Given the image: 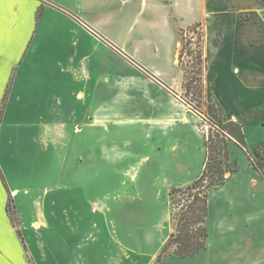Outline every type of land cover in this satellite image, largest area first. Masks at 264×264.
<instances>
[{
  "label": "crops",
  "instance_id": "crops-1",
  "mask_svg": "<svg viewBox=\"0 0 264 264\" xmlns=\"http://www.w3.org/2000/svg\"><path fill=\"white\" fill-rule=\"evenodd\" d=\"M216 2L0 0V106L13 78L0 120V170L6 182L5 185L0 176V264H168L169 261L261 264L256 250L253 249L250 260L249 255L242 253L237 231L239 223L230 222L226 216L241 203L232 198L220 201L218 234L215 238L212 233L209 235L205 250L191 258L168 255L158 261L168 237L157 242L156 231L155 236L150 235L152 227L138 221H152V226L168 218L171 221L167 204L158 217V211L152 206L146 208L144 202L138 203L134 198L119 200L117 217H121L124 231L113 238L110 235L105 238L104 234L90 238L84 230V215L79 213L73 217V205L67 204L70 201L61 195L55 197V186L48 181L45 180L43 186L38 182L40 159L49 150H53V157L62 154L64 170L78 174L80 179L87 174L89 159L93 160V168L103 169L105 134L108 133L104 113H120V105L131 102L127 98L133 85L142 79L137 68L147 73L146 89L151 94L157 92L167 98V90L176 95L185 90L184 70L179 61L180 29L187 30L202 23L206 31L205 22L213 21L217 14L232 11L251 13L256 10L264 23V5L258 7V0L252 8L231 9L226 2L221 6ZM118 9L119 19L124 18V21L110 14ZM251 31L253 36L243 42L250 46L252 41L255 42L252 48H264V24ZM226 38L227 34L224 40ZM231 40L233 46L243 44ZM222 44L224 42L219 43ZM105 53L112 57L117 54L119 58L122 54L130 71L120 70L111 60L105 61ZM247 70L251 71L242 69L243 75L247 76ZM225 72L233 76V67L227 66ZM263 88L256 97L244 99V105L251 111L231 118L241 121L246 134L245 118L254 116L259 122L264 121V108L256 106L264 101ZM157 110L160 113L156 120L161 124L166 122L162 119L167 115L166 105H159ZM232 114L235 116L236 111ZM125 124L121 121L116 124L118 134L123 127H129ZM176 124L175 129L182 126ZM88 133L94 136L91 150L87 145ZM115 134L113 132L112 137L117 140ZM157 137L152 140L162 145L166 143L167 128L160 130ZM263 141L260 140V145ZM259 143L248 149L254 152ZM178 149L174 144L168 153L176 156L175 165L185 171L187 168L180 160ZM248 164V169L255 172L249 161ZM160 165L163 168V164ZM116 168L119 175L127 172ZM164 169L168 171V163ZM239 175L236 173L215 193L224 195ZM195 180L181 179L177 187H186ZM9 200L15 205L16 225L7 210Z\"/></svg>",
  "mask_w": 264,
  "mask_h": 264
},
{
  "label": "rangeland",
  "instance_id": "rangeland-1",
  "mask_svg": "<svg viewBox=\"0 0 264 264\" xmlns=\"http://www.w3.org/2000/svg\"><path fill=\"white\" fill-rule=\"evenodd\" d=\"M216 1L218 6L226 2L229 9L255 6V0ZM261 5H264V0H258L257 6ZM119 12L118 9V12L114 11L110 14L113 13L116 19H119ZM41 15L42 13L39 17ZM119 21H124V18ZM263 24L261 15L256 10L251 13L232 11L227 14H217L213 21L205 22L206 41L203 50L206 64L202 73L198 75L201 79L190 85L188 93L184 90L176 95L167 90V98L157 92L151 94L146 89L149 84L145 80L148 76L147 73L137 68L136 72L142 79L136 80L133 85L135 87L127 98L131 102L121 104L120 113L115 112V116H112L115 114L113 112L106 111L104 113L107 124L105 130L108 133L105 134L103 169L93 168L91 166L93 160L89 159L87 174L80 179L78 174L75 176L64 170L62 154L57 153L53 157V150H49L45 152L47 157L42 156L40 159L39 185L43 186L45 180L48 181L55 186V197L61 195L70 201L67 204L73 205L71 212L73 217L79 213L84 215V230L88 232L89 236L91 235L90 238L92 236L102 237V234L105 238H108V235L112 238L116 235L120 236L124 229L123 223L120 221L121 217H117L116 204L122 199L134 198L138 203L144 202L147 204L146 208L152 206L157 210L158 217H160L166 209V204L169 209V192L173 187H177L179 180L197 179L204 169L203 135L205 132H209V123L206 122L208 118L217 123L219 118L235 119L241 112L245 115L251 110L244 105V99L256 97L264 87L262 85L264 81V48L257 46L252 48L255 45V42L252 41L250 46L243 42L246 37L253 36L251 30ZM225 34H227L226 40H224ZM191 37L193 45H186L183 57L179 58L180 66L184 70V86L186 79L189 80L194 75L193 67L197 66L195 58L198 50L197 36L188 33L187 39L190 40ZM231 39L236 44L240 42L243 44L233 46ZM223 42L224 44L219 45ZM186 48L187 50L192 48L193 53L188 55ZM120 56L119 58L115 54L112 57L105 53L104 59L105 61L111 60L114 66L120 70L130 71L125 64L126 58L122 54ZM227 66L233 67V76L226 74ZM245 68L251 69V71H246L249 72L247 76L243 75L242 69ZM164 104L167 108V115L162 119L167 121L161 124L156 120L159 119L160 113L157 109L159 105L163 106ZM256 106L263 109L264 101ZM251 107L254 110L253 106ZM235 111L234 116L232 113ZM257 119L251 116L245 118L244 121L249 149L255 148L260 140L264 139V121L259 122ZM120 121L126 122L125 126L129 125V127H123L121 133L118 134L116 124ZM176 122L182 126L175 129ZM165 128L168 130L167 142L162 145L158 141H153L152 138H158L160 130ZM113 132L116 133L117 140L112 137ZM90 137L91 134L88 133L86 139L89 150L94 145V136ZM174 144L179 147L180 160L187 168L185 171L175 165L176 156H171L168 153ZM228 145L233 154L232 159L239 161L240 175L229 184L224 195L215 193V191L211 193L207 218L209 235L212 233L215 238L218 234L220 201L226 197L240 201L236 210L229 211L226 216L230 222L239 223L237 231L240 235L242 253L249 255L250 260L254 249L260 256V263L264 264V181L255 169V172L248 169L250 166L244 152L235 143L229 142ZM254 158L257 163L260 161L257 156ZM71 162L74 161L71 160ZM161 163L163 168H161ZM165 163H168V171L164 169ZM116 166L123 172H127L119 175V169ZM46 176L47 178L44 179ZM64 186H66V190ZM10 205V215L16 216L15 205L13 202ZM151 222L149 220L138 221L139 224L147 223L148 227H152L150 235H154L156 231L157 242L165 240L174 232L170 218L167 221L158 222L154 226ZM140 229H143V226H140ZM234 236L235 234L230 237V240ZM168 264L178 263L169 261Z\"/></svg>",
  "mask_w": 264,
  "mask_h": 264
},
{
  "label": "trees",
  "instance_id": "trees-1",
  "mask_svg": "<svg viewBox=\"0 0 264 264\" xmlns=\"http://www.w3.org/2000/svg\"><path fill=\"white\" fill-rule=\"evenodd\" d=\"M188 33L197 36L196 60L197 66L193 67L194 75L185 82L186 92H190V85L201 78L198 77L205 68L206 58L204 57L205 32L202 23H196L187 30L180 29L182 50L180 51V59L183 57L185 46L193 45V38L187 39ZM187 50V48H186ZM193 53L192 48H188L187 54ZM13 78L11 79L3 102L0 106V120L4 114L5 107L11 90ZM209 132L203 135V149L205 152L204 169L198 179L186 187H174L169 192L171 210V224L174 228L158 256L161 261L168 255H176L179 258L186 259L197 255L207 248L209 238V229L207 226V218L209 216V198L213 191L221 189L231 178L240 171V167L236 159H232V152L228 143H235L245 154L253 168L260 174L264 181V141L254 151L247 147V134L243 129V125L238 121L228 119L226 117L219 118L214 123L208 118ZM254 156L260 158L257 163ZM0 176L6 185L4 176L0 170ZM179 197V198H178ZM11 201L7 205L10 214ZM13 224H17V217L10 215Z\"/></svg>",
  "mask_w": 264,
  "mask_h": 264
}]
</instances>
